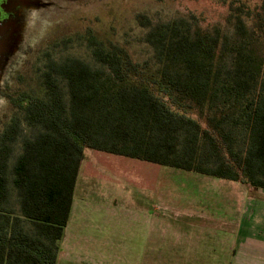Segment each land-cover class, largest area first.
Segmentation results:
<instances>
[{"label":"trees","instance_id":"16d2710c","mask_svg":"<svg viewBox=\"0 0 264 264\" xmlns=\"http://www.w3.org/2000/svg\"><path fill=\"white\" fill-rule=\"evenodd\" d=\"M229 24L142 19L154 66L88 31L95 65L50 57L42 97H8L0 264L58 263L85 149L264 190V0L233 1Z\"/></svg>","mask_w":264,"mask_h":264},{"label":"rangeland","instance_id":"374dc122","mask_svg":"<svg viewBox=\"0 0 264 264\" xmlns=\"http://www.w3.org/2000/svg\"><path fill=\"white\" fill-rule=\"evenodd\" d=\"M233 1L241 3L246 0H47L48 4L40 8L26 6V9L19 10L20 15L11 20L18 28L16 48L1 74L0 135L17 114L9 96L21 93L40 97L44 95L41 74L48 58L62 60L76 57L95 65L85 38L88 31L105 44L113 43L127 49L134 62L154 66V51L145 41L148 30L141 25L142 19L157 24L194 15L198 25L204 29L220 27L228 31L231 28L229 15ZM247 1L253 6L262 2ZM14 7L20 8L15 4ZM25 129V134L30 135V130ZM20 150L19 143L16 154ZM157 184L159 187L164 185V202L169 207L172 204L180 206L188 197L194 196L188 193L194 188L215 190V187L244 185L85 149L72 220L75 222L82 216L86 205L84 217L89 219L84 224L91 222V219L98 220L101 229L92 226L90 229L83 228V233H88L91 240L101 243L107 240L113 243L123 241L124 235L129 234V227L114 223L127 217L122 205L130 198L138 202L142 193L149 195V190L156 189ZM151 196L145 198L144 202L154 206L156 197L153 194ZM196 196V201L203 200L202 194ZM114 201L117 202L116 207ZM13 204L17 207L14 197ZM95 205L99 211H91ZM139 228L133 229L132 233L137 236L143 234ZM64 242L60 256L66 255V249L71 248V240L65 246Z\"/></svg>","mask_w":264,"mask_h":264},{"label":"crops","instance_id":"0c3cea01","mask_svg":"<svg viewBox=\"0 0 264 264\" xmlns=\"http://www.w3.org/2000/svg\"><path fill=\"white\" fill-rule=\"evenodd\" d=\"M156 187L145 193L148 197L141 192L138 202H124L127 217L114 223L129 227V234L118 243H101L83 233V228L101 229L98 220L84 224L89 219L84 217L86 205L73 222L75 192L63 246L68 240L72 244L57 264H264V190L246 185L198 187L188 191L194 196L186 202L169 207L164 185ZM152 194L154 206L144 202ZM200 194L203 200L196 201ZM91 211L99 208L95 205ZM137 227L140 236L132 233Z\"/></svg>","mask_w":264,"mask_h":264},{"label":"water","instance_id":"95a60500","mask_svg":"<svg viewBox=\"0 0 264 264\" xmlns=\"http://www.w3.org/2000/svg\"><path fill=\"white\" fill-rule=\"evenodd\" d=\"M15 5H36L37 0H10ZM18 28L16 23L9 22L0 23V90H1V74L5 69L9 57L16 48L18 38L16 34Z\"/></svg>","mask_w":264,"mask_h":264},{"label":"flooded vegetation","instance_id":"af4514ba","mask_svg":"<svg viewBox=\"0 0 264 264\" xmlns=\"http://www.w3.org/2000/svg\"><path fill=\"white\" fill-rule=\"evenodd\" d=\"M47 0H37L36 5H30L27 7H36L40 8L41 6L47 5ZM20 8L15 9L14 4L10 0H0V23H4L10 20L15 19L20 14H18L19 10L26 9V6L19 5Z\"/></svg>","mask_w":264,"mask_h":264}]
</instances>
